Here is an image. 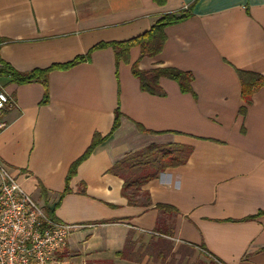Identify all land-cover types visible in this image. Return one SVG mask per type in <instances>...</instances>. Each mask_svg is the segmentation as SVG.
I'll return each mask as SVG.
<instances>
[{"label": "crops", "instance_id": "obj_1", "mask_svg": "<svg viewBox=\"0 0 264 264\" xmlns=\"http://www.w3.org/2000/svg\"><path fill=\"white\" fill-rule=\"evenodd\" d=\"M181 11L189 17L163 29L155 57L133 47L116 63L111 48L98 49L51 71L46 89L0 77L12 101L1 116L0 163L41 205L57 204L56 221L83 226L60 254L67 264H264V86L242 116L237 75L264 78V0H0V60L19 73L45 69ZM134 64L190 73L192 92L163 77L155 95L145 93ZM173 144L191 149L186 162L129 204L110 170Z\"/></svg>", "mask_w": 264, "mask_h": 264}, {"label": "trees", "instance_id": "obj_2", "mask_svg": "<svg viewBox=\"0 0 264 264\" xmlns=\"http://www.w3.org/2000/svg\"><path fill=\"white\" fill-rule=\"evenodd\" d=\"M158 4H163L164 0H154ZM189 17L187 11L178 13H168L160 16V18L153 24L151 29L146 33L122 42H108L99 43L93 46L85 55L78 56L72 61L52 65L45 69H35L27 73H19L13 70L8 64L0 60V77L8 78L9 81L16 85H24L28 83H40L46 89L48 75L53 70H66L77 64L86 62L90 58V54L98 49L111 48L114 51L115 61L127 62L129 50L133 47H138L140 50V57L152 58L157 56L165 41L163 29L167 26L179 23ZM132 75L138 80L140 90L155 95L158 88V81L160 78H168L175 81L181 93H191V82L193 77L190 73L181 72L176 69H154L149 71H140L137 65L131 67ZM240 81V97L245 106L239 109V114L244 116L246 107L251 104L253 95L264 86V78L247 72L237 73ZM46 102V91L42 103ZM119 110H115V118L112 126L114 131L118 126L120 116ZM139 131H144L142 127H138ZM101 140L98 136L93 138V141L87 151L77 161H75L67 174L66 183L76 173L78 165L84 161L93 151L95 146ZM191 149L188 147L177 145L156 146L152 145L140 151L134 152L125 156L120 162L115 164L110 172L119 176L123 181L122 195L128 200L129 204H135L134 196L140 191L141 187L148 181L153 180L157 175L168 168H175L183 165L190 155ZM69 191L67 185L65 186L64 193ZM44 194V191L42 192ZM57 204L52 208L45 207L47 216L54 220V209ZM171 209V208H168Z\"/></svg>", "mask_w": 264, "mask_h": 264}, {"label": "built area", "instance_id": "obj_3", "mask_svg": "<svg viewBox=\"0 0 264 264\" xmlns=\"http://www.w3.org/2000/svg\"><path fill=\"white\" fill-rule=\"evenodd\" d=\"M10 105L0 85V131L5 127L2 113ZM80 228L49 218L0 163V264H67L60 254Z\"/></svg>", "mask_w": 264, "mask_h": 264}, {"label": "rangeland", "instance_id": "obj_4", "mask_svg": "<svg viewBox=\"0 0 264 264\" xmlns=\"http://www.w3.org/2000/svg\"><path fill=\"white\" fill-rule=\"evenodd\" d=\"M32 199H33L34 201H36V202H37V200H35V198H33V197H32ZM38 203H39V202H38ZM44 209H45V208H44Z\"/></svg>", "mask_w": 264, "mask_h": 264}]
</instances>
